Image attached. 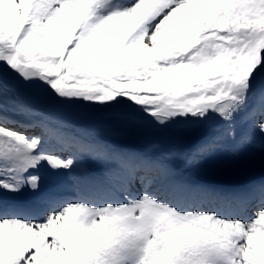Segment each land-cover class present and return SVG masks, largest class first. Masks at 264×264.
<instances>
[{
    "label": "snow or ice",
    "instance_id": "obj_1",
    "mask_svg": "<svg viewBox=\"0 0 264 264\" xmlns=\"http://www.w3.org/2000/svg\"><path fill=\"white\" fill-rule=\"evenodd\" d=\"M22 88L53 109L164 128L217 118L192 160L253 145L264 141V0H0V264H264V182L221 193L176 181L162 161L25 103ZM84 158L110 167L71 195L11 199L40 192L43 165L71 173Z\"/></svg>",
    "mask_w": 264,
    "mask_h": 264
},
{
    "label": "rangeland",
    "instance_id": "obj_2",
    "mask_svg": "<svg viewBox=\"0 0 264 264\" xmlns=\"http://www.w3.org/2000/svg\"><path fill=\"white\" fill-rule=\"evenodd\" d=\"M37 97L32 90L21 89V99L39 108L34 105L37 101L42 102ZM46 106L49 113L67 120L73 130L80 132L86 139L113 149L139 154L149 160L162 161L170 169L171 178L176 181L194 182L208 187H238L264 182V141L257 140L255 144L243 147L226 142L219 145L211 155L199 160L190 159V154L199 145L217 134L220 128L217 118L202 124L178 121L164 128L153 123L123 118L115 110L84 106L53 109L47 104ZM13 118L27 122L23 116ZM173 130L177 138L168 140V135ZM35 131L38 132V129ZM28 134L32 135L33 131L29 130ZM161 134L165 136V141L157 140L156 137ZM107 167L110 166L88 158L78 163L71 173L52 172L47 165H43L40 168V192L32 193L26 188L11 199L25 204L50 192L71 195L77 180L86 182L101 177Z\"/></svg>",
    "mask_w": 264,
    "mask_h": 264
}]
</instances>
